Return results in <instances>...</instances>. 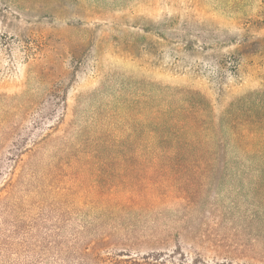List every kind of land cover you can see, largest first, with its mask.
<instances>
[{
  "label": "rangeland",
  "instance_id": "rangeland-1",
  "mask_svg": "<svg viewBox=\"0 0 264 264\" xmlns=\"http://www.w3.org/2000/svg\"><path fill=\"white\" fill-rule=\"evenodd\" d=\"M120 3L0 0V264H95L73 247L94 241L106 264H252L264 255L257 166L85 152L59 170L64 189L36 190L76 119L143 95L157 106L158 84L217 105L264 98V0H147L132 13ZM33 140L47 150L25 152Z\"/></svg>",
  "mask_w": 264,
  "mask_h": 264
},
{
  "label": "trees",
  "instance_id": "trees-1",
  "mask_svg": "<svg viewBox=\"0 0 264 264\" xmlns=\"http://www.w3.org/2000/svg\"><path fill=\"white\" fill-rule=\"evenodd\" d=\"M119 1L121 2L119 5H122L121 10L126 11L129 8V13H132L134 4L146 3L147 0ZM8 39L0 35V45L9 46ZM25 43L28 41H24ZM1 51L0 49V53ZM144 97L145 99L139 103L136 99L129 103L122 99L118 107L100 112L99 117L92 116L87 120L78 118L79 121L76 119L77 124H73L75 130V133L72 132L73 137L70 136L58 145H53L50 148V159L44 163L46 168L51 170L49 172L56 174L49 175V172L47 174L43 171L37 177L40 182L36 190L42 191L46 187L56 188L57 191L64 189V186L59 187V184L62 185L60 177L57 178L59 170L64 165L69 166L78 161L79 153L85 152H118L140 148L144 151H165L179 156L186 154L208 156L207 159L203 158L197 162L211 167L215 164H221L225 168L243 164L246 167L257 166L264 169V98H257V93L241 95L229 103L217 105L198 90L158 84L157 106L149 103L145 95ZM64 116L65 114L63 119ZM139 129L140 138L135 135ZM37 144L38 141H31L32 147H26L25 152L34 150L32 155L35 156L47 150V147H36ZM66 158L70 160L66 161ZM35 174L34 170L29 171V176ZM99 243L100 241L91 244L86 242L83 247L77 245L73 247L76 252L81 250L79 258L92 249L90 258L98 264H106L100 256L102 246ZM247 258L249 263L264 264L262 253ZM156 260L157 258L142 264H157ZM128 262L141 264L133 260Z\"/></svg>",
  "mask_w": 264,
  "mask_h": 264
}]
</instances>
